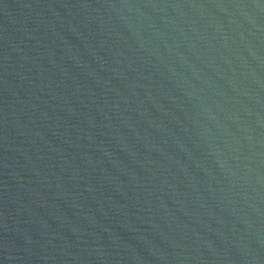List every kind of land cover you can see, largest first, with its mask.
Returning a JSON list of instances; mask_svg holds the SVG:
<instances>
[{"label": "water", "instance_id": "95a60500", "mask_svg": "<svg viewBox=\"0 0 264 264\" xmlns=\"http://www.w3.org/2000/svg\"><path fill=\"white\" fill-rule=\"evenodd\" d=\"M0 264H264V0H0Z\"/></svg>", "mask_w": 264, "mask_h": 264}]
</instances>
